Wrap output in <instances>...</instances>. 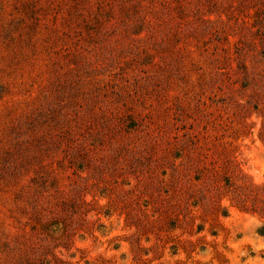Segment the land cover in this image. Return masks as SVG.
<instances>
[{"label": "rangeland", "instance_id": "rangeland-1", "mask_svg": "<svg viewBox=\"0 0 264 264\" xmlns=\"http://www.w3.org/2000/svg\"><path fill=\"white\" fill-rule=\"evenodd\" d=\"M264 0H0V264H264Z\"/></svg>", "mask_w": 264, "mask_h": 264}, {"label": "trees", "instance_id": "trees-1", "mask_svg": "<svg viewBox=\"0 0 264 264\" xmlns=\"http://www.w3.org/2000/svg\"><path fill=\"white\" fill-rule=\"evenodd\" d=\"M259 232L264 234V225L259 229Z\"/></svg>", "mask_w": 264, "mask_h": 264}]
</instances>
